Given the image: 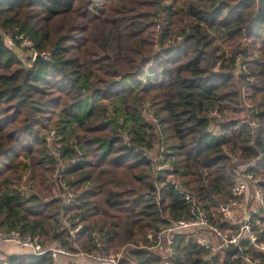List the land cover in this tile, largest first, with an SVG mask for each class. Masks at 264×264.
Returning a JSON list of instances; mask_svg holds the SVG:
<instances>
[{
  "label": "trees",
  "instance_id": "trees-1",
  "mask_svg": "<svg viewBox=\"0 0 264 264\" xmlns=\"http://www.w3.org/2000/svg\"><path fill=\"white\" fill-rule=\"evenodd\" d=\"M243 37L247 46L230 48ZM19 46L43 59L23 60ZM160 145L173 170L155 177L149 153ZM231 155L264 173V0H0V229L161 264L147 234L188 216L181 189L209 213L226 203ZM246 252L264 264L248 243L208 257L178 234L171 259L248 264Z\"/></svg>",
  "mask_w": 264,
  "mask_h": 264
},
{
  "label": "built area",
  "instance_id": "built-area-1",
  "mask_svg": "<svg viewBox=\"0 0 264 264\" xmlns=\"http://www.w3.org/2000/svg\"><path fill=\"white\" fill-rule=\"evenodd\" d=\"M3 36L8 45H13L10 36L6 34ZM23 42L29 44L28 41ZM36 54H32L33 60ZM241 63V56H236L235 65L245 68ZM208 118L210 119L211 130H215V121L222 120V115L217 109H214L209 112ZM251 125L258 124L251 122ZM163 150V145H160L159 152L149 153L153 162V175L155 177L160 172L173 170L172 164L163 160ZM256 167L257 159L247 162L231 155L229 165V174L232 177L231 196L226 203L220 204L210 213L199 203L196 190L181 189L183 198L189 205L188 216L178 219L167 218L168 223L160 229L156 236L151 233L146 236L147 240L152 242L149 248L161 256V264H175L171 258L174 237L178 234L191 237L198 246L209 251L208 257L231 247L242 249L244 243H248L259 250L264 249V245L258 242V236L254 230V227L264 230V187L261 185L264 181V173L257 170ZM167 181L174 186L179 185V180L171 174L167 176ZM62 188L67 189L64 184H62ZM20 190L28 193L31 188L24 183L20 185ZM156 198L158 201V194ZM80 228L81 225H78L75 229L70 230L71 236L74 237L75 232ZM6 244L16 247L20 253L34 256L48 255L49 264H119L123 257L122 251L116 254L108 252L86 253L80 249L72 251L57 242L44 243L38 235H22L18 230L6 232L0 229V248ZM100 245L101 242L97 241V246L100 247ZM74 246L78 248L76 243ZM0 260L2 264H9L1 252ZM243 260L248 264H261L260 260L253 259L249 252L244 253Z\"/></svg>",
  "mask_w": 264,
  "mask_h": 264
},
{
  "label": "rangeland",
  "instance_id": "rangeland-1",
  "mask_svg": "<svg viewBox=\"0 0 264 264\" xmlns=\"http://www.w3.org/2000/svg\"><path fill=\"white\" fill-rule=\"evenodd\" d=\"M250 42V40L246 39V38H240L238 39L237 41H235L232 45H230V48L235 50V49H239L241 50L242 48H244L245 46H247V44ZM258 46V45H257ZM15 51L17 52V54L23 59V60H26L27 57H30L32 56V51L30 50H27V49H23L21 46H19L18 48L15 49ZM235 72L238 73V70L235 69ZM248 104V103H246ZM243 105L245 106V103H243ZM245 112H243L241 115H239L240 118L242 117H245L246 115L244 114ZM144 115L147 117V118H151L150 114L148 112L144 113ZM225 118L227 119V116H225ZM223 119V118H222ZM225 119V120H226ZM216 122V121H215ZM214 122V123H215ZM217 126V125H216ZM216 130V128H215ZM21 184H24V182H21ZM31 192H32V189H31ZM30 192V193H31ZM60 194V193H59ZM4 248H8L9 246L11 245H3ZM10 251V252H9ZM4 253V252H3ZM2 253V254H3ZM8 254H14V253H11V250H8L6 251V254H4L5 256L8 255Z\"/></svg>",
  "mask_w": 264,
  "mask_h": 264
},
{
  "label": "crops",
  "instance_id": "crops-1",
  "mask_svg": "<svg viewBox=\"0 0 264 264\" xmlns=\"http://www.w3.org/2000/svg\"><path fill=\"white\" fill-rule=\"evenodd\" d=\"M7 249L8 250H11V253H14V254H16V253H20L19 252V250L16 248V247H14V246H9L8 248H4V246H2L1 248H0V252H1V254L3 253V254H6V251H7ZM10 252V251H9ZM2 254V255H3Z\"/></svg>",
  "mask_w": 264,
  "mask_h": 264
},
{
  "label": "water",
  "instance_id": "water-1",
  "mask_svg": "<svg viewBox=\"0 0 264 264\" xmlns=\"http://www.w3.org/2000/svg\"><path fill=\"white\" fill-rule=\"evenodd\" d=\"M42 59H43V56L41 54H36L35 57H34L35 61H40Z\"/></svg>",
  "mask_w": 264,
  "mask_h": 264
}]
</instances>
